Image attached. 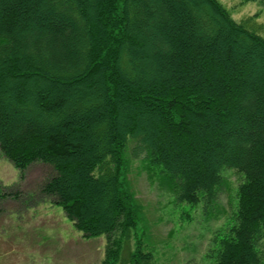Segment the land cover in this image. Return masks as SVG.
Masks as SVG:
<instances>
[{
	"label": "trees",
	"instance_id": "trees-1",
	"mask_svg": "<svg viewBox=\"0 0 264 264\" xmlns=\"http://www.w3.org/2000/svg\"><path fill=\"white\" fill-rule=\"evenodd\" d=\"M0 151L21 174L56 170L41 191L106 236L101 264H153L139 241L122 258L145 218L133 157L192 207L232 169L214 264H264V37L220 0H0Z\"/></svg>",
	"mask_w": 264,
	"mask_h": 264
},
{
	"label": "rangeland",
	"instance_id": "rangeland-1",
	"mask_svg": "<svg viewBox=\"0 0 264 264\" xmlns=\"http://www.w3.org/2000/svg\"><path fill=\"white\" fill-rule=\"evenodd\" d=\"M220 1L236 20L246 21L264 37V0ZM55 173L51 165L35 162L21 174L0 151V264H101L104 260L106 236L84 237L63 208L42 193V184ZM223 178L215 204L192 207L176 199L173 182L149 163L145 153L133 157L128 179L145 208V218L125 241L122 258L139 241L144 252L153 253V264H214L213 240L234 224L237 189L244 179L232 169H225Z\"/></svg>",
	"mask_w": 264,
	"mask_h": 264
}]
</instances>
